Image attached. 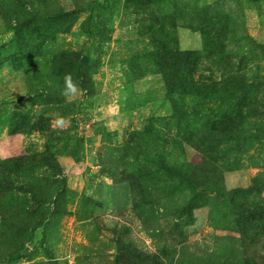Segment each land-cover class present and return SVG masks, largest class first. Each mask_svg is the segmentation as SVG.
I'll return each mask as SVG.
<instances>
[{
	"label": "rangeland",
	"instance_id": "rangeland-1",
	"mask_svg": "<svg viewBox=\"0 0 264 264\" xmlns=\"http://www.w3.org/2000/svg\"><path fill=\"white\" fill-rule=\"evenodd\" d=\"M0 264H264V0H0Z\"/></svg>",
	"mask_w": 264,
	"mask_h": 264
},
{
	"label": "clouds",
	"instance_id": "clouds-1",
	"mask_svg": "<svg viewBox=\"0 0 264 264\" xmlns=\"http://www.w3.org/2000/svg\"><path fill=\"white\" fill-rule=\"evenodd\" d=\"M64 87L62 89L61 95L66 98L67 101L74 100L80 93L79 88L77 85L73 82V77L70 73H66L64 75ZM69 121L63 117H57L53 123L52 127L64 129L67 128L69 125Z\"/></svg>",
	"mask_w": 264,
	"mask_h": 264
}]
</instances>
